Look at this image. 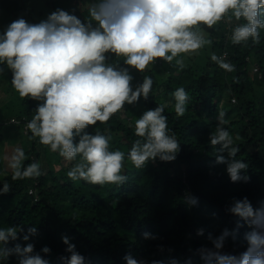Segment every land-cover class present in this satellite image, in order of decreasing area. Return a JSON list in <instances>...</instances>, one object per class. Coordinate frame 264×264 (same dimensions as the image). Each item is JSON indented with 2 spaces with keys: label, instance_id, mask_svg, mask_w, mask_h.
I'll list each match as a JSON object with an SVG mask.
<instances>
[{
  "label": "trees",
  "instance_id": "obj_1",
  "mask_svg": "<svg viewBox=\"0 0 264 264\" xmlns=\"http://www.w3.org/2000/svg\"><path fill=\"white\" fill-rule=\"evenodd\" d=\"M90 2L74 0L82 20L88 18ZM0 9L16 17L28 15L18 0H0ZM243 22L233 18L231 23L223 19L211 28L200 25L205 27L203 34L210 44L181 54L171 63L158 59L143 73L129 69L134 89L145 76L153 80L149 99L125 104L108 122L87 129L110 136V150L125 153L122 174L127 179L122 185L101 186L69 179L67 172L75 162H66L58 152L42 145L24 129V123H11L13 119L31 121L40 101L22 98L18 114L0 116V141L5 130L13 126L30 143L24 166L38 162L44 173L38 178L16 180L9 175L0 181V188L5 181L11 188L0 195V227L23 225L25 232L37 227V234L28 242L37 252L44 246L51 249L50 255L44 256L49 264H63L61 257L68 255L64 236L86 258V264H125L124 256L129 253L146 264L154 260L169 264L171 259L185 264L189 258L192 264H203L198 249L211 248L210 237L217 238L225 230L230 235L224 251L237 256L246 251V234L251 228L230 208L234 200L244 197L254 208L264 201V29L260 30L259 43L249 38L234 44L232 31ZM212 54L233 65L234 71L220 68L211 60ZM115 59L110 56L108 62ZM177 59L183 60V67ZM118 62L124 66L122 59ZM5 71L0 73V89L9 81ZM180 87L188 93L189 101L185 114L177 117L172 94ZM7 88L11 93V87ZM9 104L1 110H11ZM162 104L167 105L164 115L181 151L173 162L157 160L136 168L127 158L139 139L134 134L135 121L146 110ZM221 111L227 121L224 126L240 148L236 159L248 165L247 183H232L226 165L216 162L210 136L219 124ZM186 192L198 197V206L189 208L183 202ZM145 232L156 238L145 239ZM18 242L25 244L22 237ZM10 264H18L17 257H11Z\"/></svg>",
  "mask_w": 264,
  "mask_h": 264
},
{
  "label": "clouds",
  "instance_id": "obj_2",
  "mask_svg": "<svg viewBox=\"0 0 264 264\" xmlns=\"http://www.w3.org/2000/svg\"><path fill=\"white\" fill-rule=\"evenodd\" d=\"M233 18L244 21L232 31L234 44L249 38L259 43L260 30L264 29V0H91L87 20L78 17L75 10L58 8L38 23H29L23 17L12 21L0 31V73L5 68L11 72L12 86L21 98L40 101L27 128L42 145L58 152L66 162H75L67 172L69 179L101 186L122 185L127 179L122 174L125 153L110 150V136L99 131L92 134L87 129L108 122L125 104L149 99L153 80L145 76L134 89L129 69L143 73L158 59L171 63L181 54L195 52L211 43L200 25L211 28L223 19L231 23ZM110 56L116 58L115 62H108ZM120 59L124 66L119 64ZM211 60L225 71H234L233 65L215 54ZM177 64L183 67V60L177 59ZM172 95L175 113L182 117L189 95L183 87ZM165 107L162 104L146 110L135 121L134 134L139 139L127 158L136 168L157 160L173 162L181 151V144L168 127ZM224 117L221 111L210 145L216 150V162L226 165L230 181L247 183L248 165L236 159L240 148L224 126ZM24 160L20 149L10 158L13 180L44 174L40 163L24 166ZM2 184L0 195L9 193L10 184ZM183 202L192 208L198 206L199 199L186 192ZM230 211L251 228L246 234V251L239 256L226 253L225 241L230 233L225 230L217 238L210 237L211 248L198 249L203 264H264V201L254 208L247 197L236 199ZM37 231L35 226L27 232L23 225L0 227V264H10L13 256L18 264H49L44 256L50 255L51 249L44 246L37 252L28 242ZM143 235L145 239L156 238L148 232ZM21 237L23 245L18 242ZM62 242L68 254L61 257L63 264H86V258L67 236ZM124 262L146 264L131 253L124 256ZM152 264L163 262L154 260ZM169 264L180 261L171 259ZM185 264H192V260L187 259Z\"/></svg>",
  "mask_w": 264,
  "mask_h": 264
},
{
  "label": "rangeland",
  "instance_id": "obj_3",
  "mask_svg": "<svg viewBox=\"0 0 264 264\" xmlns=\"http://www.w3.org/2000/svg\"><path fill=\"white\" fill-rule=\"evenodd\" d=\"M22 3L28 15L23 17L29 23H38L41 20L47 19V16L52 12L59 9L67 11L75 10V14L80 17L79 10L74 6V0H18ZM20 17L13 16L12 14L0 9V31L5 29L12 21ZM202 27L204 25H201ZM205 34V27L202 28ZM6 80L3 83V87L0 89V116H12L18 114L21 109V100L19 93L13 88L11 79L12 75L9 70L5 71ZM9 82V83H8ZM9 84V85H8ZM7 87H11V93ZM7 88V89H6ZM5 103H10L11 110L7 107L2 111ZM2 112V113H1ZM5 137L0 141V181L8 178L12 175V169L9 167L10 158L15 154L17 149L25 152L29 149L30 143L27 138L20 132H18L13 126L8 127L5 130ZM8 157L9 159H4Z\"/></svg>",
  "mask_w": 264,
  "mask_h": 264
},
{
  "label": "built area",
  "instance_id": "obj_4",
  "mask_svg": "<svg viewBox=\"0 0 264 264\" xmlns=\"http://www.w3.org/2000/svg\"><path fill=\"white\" fill-rule=\"evenodd\" d=\"M233 102H235V100H234ZM11 123H13V124H21V123L23 124V123H24V124H25L24 129H25L26 131L29 130V129L27 128V123H28V122H25L24 119H23L22 121H19V120H16V119L14 120V119H13V120L11 121Z\"/></svg>",
  "mask_w": 264,
  "mask_h": 264
}]
</instances>
